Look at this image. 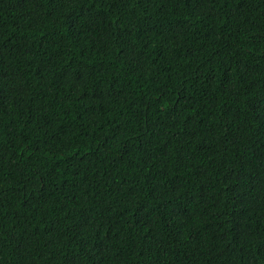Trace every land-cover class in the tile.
Instances as JSON below:
<instances>
[{
	"label": "trees",
	"instance_id": "16d2710c",
	"mask_svg": "<svg viewBox=\"0 0 264 264\" xmlns=\"http://www.w3.org/2000/svg\"><path fill=\"white\" fill-rule=\"evenodd\" d=\"M0 264H264V0H0Z\"/></svg>",
	"mask_w": 264,
	"mask_h": 264
}]
</instances>
